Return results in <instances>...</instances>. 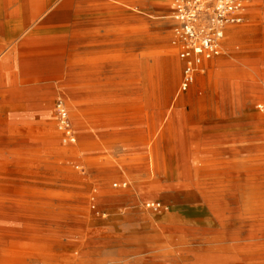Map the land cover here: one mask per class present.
<instances>
[{"label":"bare ground","instance_id":"6f19581e","mask_svg":"<svg viewBox=\"0 0 264 264\" xmlns=\"http://www.w3.org/2000/svg\"><path fill=\"white\" fill-rule=\"evenodd\" d=\"M145 7L142 0H22L14 8L9 1L0 0V10L7 16L23 13L12 42L7 40V48L0 50V118L11 111L10 122L0 119V264H103L100 243L90 246L91 236H101V217L106 210L103 197L127 192L118 187L129 184L145 189L178 177L184 185L198 189V215H211L222 227L200 235L181 234V250H176L181 258L197 254L192 264H245V260L264 264V33L227 28L225 38H242L252 49L262 47L261 59L256 58L260 51L220 59L201 77L209 93L202 100V109L206 101L208 109L201 110L199 117L207 125L196 129L206 137L208 131L202 126L215 123L219 107L232 102L239 113L252 116L257 124L238 128L240 135L233 138L234 153L230 155L225 140L191 145L189 166L180 175L169 166L175 158L180 126L169 125L172 115L162 124H154V115L148 110L158 88L163 101L169 100L181 60L173 56L145 59L142 73L137 74L130 48L137 30L149 33L147 15L151 12ZM78 30L99 40L87 47L85 64L76 72L75 48L84 44L75 39L83 35ZM157 72L159 78L167 76L161 86L155 81ZM62 75L66 81L58 91L71 98L73 105L84 107L95 130L75 135L62 100L70 129L66 133L58 120L57 125L65 133L62 142L67 157L32 160L26 140L33 141L28 147L42 136L50 141L52 133L47 129L42 135L40 123L59 94L55 87L43 89L42 83ZM181 100L177 95L176 102ZM138 101L146 110L144 105L134 107ZM23 106L24 114L19 112ZM253 107L258 110H249ZM220 131L223 138L228 137L227 128ZM245 133L253 139L243 140ZM10 143H14L15 154L7 156L5 148ZM52 148L50 143L45 149ZM136 159L143 163L129 161ZM30 174L34 176L27 178ZM230 206L241 215L236 232L229 230L224 214ZM177 230L161 226L154 233L144 227L130 234L126 245H137L131 254L138 256L125 264H163L153 260L159 256H152L151 249L160 247L161 236L174 240ZM195 243L199 245L195 247Z\"/></svg>","mask_w":264,"mask_h":264},{"label":"rangeland","instance_id":"374dc122","mask_svg":"<svg viewBox=\"0 0 264 264\" xmlns=\"http://www.w3.org/2000/svg\"><path fill=\"white\" fill-rule=\"evenodd\" d=\"M15 8L21 5L22 0H7ZM175 0H167V3L156 2L155 0L151 2L150 0H142V3L147 5V8L151 13L148 16L149 20V33L144 34L141 31H136L134 35V43L131 46L133 55L136 57L137 63V74L142 73V64L145 59L161 60L166 56H173L181 60V67L179 70V75L175 81L173 92L167 102L163 101V95L157 89L156 96L153 98V104L149 106L148 113H153L154 124H162L163 119H167L168 116L172 115L173 118L170 120V126H180L178 129V144L176 147L175 158L169 163L170 168L176 169V172L180 175L184 174L185 167L189 166L192 152L190 146H194L195 143L203 141L210 144H221L225 140L226 143L230 145L229 155L234 153L233 148V138L237 137L239 132L238 128L245 127L247 129L255 126L257 124L256 119L245 113H239L235 105L229 103L226 107H219V113L216 116V122L211 123V126H202L203 131L207 130L206 137L205 133L198 131V125H207L201 122L199 113L201 110L208 109V102H204L202 109V100L207 99L209 93V87L202 83L203 76L209 74L217 64L220 59H227L238 57L242 54H248L253 51H260L256 54L257 59H261L260 53L262 47L250 48L248 42H245L242 38H237L231 40L229 38L224 39L223 50L218 56L212 57L206 60L202 68L199 70L196 76L195 82L186 90L181 91V83L184 75V61L178 55V49L174 45V31H173V19L172 9ZM247 9L245 11V17L242 23L233 24L230 27L234 30H255L262 34L264 33V0H247ZM5 6L4 3H2ZM21 12V11H19ZM142 13H139V18H142ZM19 21H22L20 19ZM82 33V37L75 38L78 41L84 40L83 45H78L75 48V58L79 63L76 66V72L81 68L79 66L84 65L85 57L88 56L87 47L92 44L96 45L98 38L94 36L84 35V30H78ZM74 39V40H75ZM93 42V43H91ZM262 41H259V43ZM159 51L164 52V56H157ZM254 53V52H253ZM254 58V55L251 56ZM80 59H83L80 63ZM83 78V77H82ZM81 78V79H82ZM66 81L64 75L51 80H45L42 83L43 89L45 87H55L59 93L53 100L52 104L49 106V115L46 118H42L40 123V128L43 131L42 135H45V131L50 130L52 133L50 141L45 139V137H40V141L32 143L30 139L26 140L27 148H31V151L27 152V155L32 160H48L58 161L61 159H66L67 153L63 150L65 149L64 142H62V137L65 135L63 129L57 125V105L62 100L65 101L69 113L70 119L73 123L72 129L74 134L83 133L85 129L91 131L95 130L96 126H90V122L87 119L84 107L73 105L71 98L63 96L58 90L61 88L62 84ZM155 81L158 86L162 85L167 81V76L159 78L158 72L155 76ZM141 86V87H140ZM137 89L141 91L144 85L141 84ZM177 95L183 97V100L176 102ZM73 100H76L75 98ZM234 101V100H233ZM134 107L144 105L139 101L133 103ZM138 106V107H139ZM146 110L145 105L142 107ZM124 110H129L125 108ZM251 111H257L258 109L253 107L249 109ZM123 111V110H122ZM20 113H26V109L21 107L19 109ZM207 112V111H206ZM11 111H7L1 114V120L5 122H10L8 120V115ZM23 113V114H24ZM181 118L178 120V116ZM201 119V120H200ZM38 120V119H37ZM41 120V119H40ZM7 124V123H6ZM144 133H147V126ZM227 128L228 131L225 132L227 138H223L220 135L221 128ZM197 128V129H196ZM248 131V130H247ZM143 134V133H142ZM240 135V134H239ZM243 140H252V134L242 135ZM228 140H230L228 142ZM52 143V149L46 150L45 148ZM224 143V144H226ZM14 143H10L5 150V155L8 156L15 154ZM232 144V145H231ZM22 145V144H21ZM36 149H40L39 153ZM88 149H91L88 147ZM3 152L0 151V156ZM130 163L142 164L143 160H129ZM189 161V162H188ZM32 162V161H31ZM169 172V171H168ZM34 176L30 174L27 178ZM186 179V178H182ZM159 187H146L145 189H134L133 185L129 184L126 187H118V189H127V192H114L112 195L103 197L104 204H106V210L101 217V236L96 238L91 236L90 246L92 243L99 242L100 251L105 258L103 264H125L127 259H133L135 256L131 254V250L137 249V245L130 247L126 245L128 236L137 231H142L144 227H147L150 231L156 233V228L159 230L161 226H167L172 228H177V232L174 234L177 236L174 240H169L168 237L161 236L160 247L153 246L150 254L152 256H159V258L154 257V261L163 264H192L196 261L197 254H191L190 257L183 259L181 258V253L176 250H181V234L190 235H200L206 231H214L216 229H222L221 224L217 219L211 217V215H198L195 210L198 204L201 202V196L198 193V189L195 186L184 185L181 177L174 180H163ZM227 224H229V230L236 232L240 226V211L236 208L225 209ZM153 225V226H152ZM93 235V234H92ZM199 244H194L198 246ZM92 250V247H90ZM134 253V252H133ZM153 261V262H154ZM245 264H250L245 260ZM258 264V263H257Z\"/></svg>","mask_w":264,"mask_h":264},{"label":"built area","instance_id":"2783aa9c","mask_svg":"<svg viewBox=\"0 0 264 264\" xmlns=\"http://www.w3.org/2000/svg\"><path fill=\"white\" fill-rule=\"evenodd\" d=\"M247 0H175L172 9L174 45L184 61L181 91H186L196 80L206 60L223 50L226 30L242 23ZM65 105H57V120L66 131L70 123Z\"/></svg>","mask_w":264,"mask_h":264},{"label":"crops","instance_id":"0c3cea01","mask_svg":"<svg viewBox=\"0 0 264 264\" xmlns=\"http://www.w3.org/2000/svg\"><path fill=\"white\" fill-rule=\"evenodd\" d=\"M22 15L23 13L18 12L11 18L7 16V13L4 12V10H0V50H4L7 48V45H9L7 40L10 41L11 35L16 29V25H20L19 20L23 18ZM16 20H18V22ZM10 42H12V40Z\"/></svg>","mask_w":264,"mask_h":264}]
</instances>
